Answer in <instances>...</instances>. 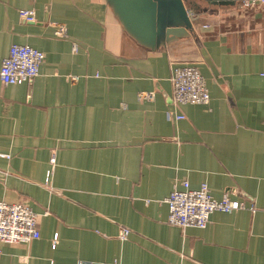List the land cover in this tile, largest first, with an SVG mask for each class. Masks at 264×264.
Wrapping results in <instances>:
<instances>
[{"label": "crops", "instance_id": "0c3cea01", "mask_svg": "<svg viewBox=\"0 0 264 264\" xmlns=\"http://www.w3.org/2000/svg\"><path fill=\"white\" fill-rule=\"evenodd\" d=\"M211 23L191 62L211 100L177 107L169 57L138 53L98 0H0V68L13 44L45 53L32 81L0 79V200L31 206L41 234L0 243V264H264V12ZM184 180L247 208L183 231L165 200Z\"/></svg>", "mask_w": 264, "mask_h": 264}, {"label": "built area", "instance_id": "2783aa9c", "mask_svg": "<svg viewBox=\"0 0 264 264\" xmlns=\"http://www.w3.org/2000/svg\"><path fill=\"white\" fill-rule=\"evenodd\" d=\"M20 16L34 22V10L22 9ZM58 37H67L65 26H58ZM76 47H74V50ZM45 53L27 44H13L8 55L4 58L0 68V79L5 85L22 84L30 82L40 74ZM171 83L173 90V104L181 107L184 104H207L211 100L210 89L198 66L191 62H171ZM74 79L76 77L74 76ZM154 91L143 92L140 98L143 101L152 100ZM170 119H182L185 114L176 115L169 110ZM56 152H52L50 162L56 165ZM172 193L165 202L169 206L167 222L184 229L189 227L204 228L210 223L213 213L219 211L233 212L247 208V204L239 199H232L229 193L221 198L212 195L211 188L203 182L199 188H192L188 180L175 185ZM128 232H125L127 234ZM39 214L25 203H10L0 200V243L21 244L29 243L40 238ZM57 236L53 239L56 247ZM0 249V256H1ZM109 264H119L109 263Z\"/></svg>", "mask_w": 264, "mask_h": 264}, {"label": "water", "instance_id": "95a60500", "mask_svg": "<svg viewBox=\"0 0 264 264\" xmlns=\"http://www.w3.org/2000/svg\"><path fill=\"white\" fill-rule=\"evenodd\" d=\"M119 35L142 56L171 62L207 58L202 30L239 10L264 12V0H98ZM36 21V20H35ZM34 21V22H35ZM160 90V89H159ZM170 103L172 97L165 94ZM237 192V189H233Z\"/></svg>", "mask_w": 264, "mask_h": 264}]
</instances>
